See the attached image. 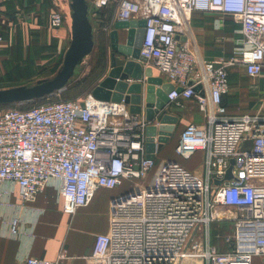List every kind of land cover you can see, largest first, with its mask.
I'll return each mask as SVG.
<instances>
[{
  "label": "built area",
  "instance_id": "1",
  "mask_svg": "<svg viewBox=\"0 0 264 264\" xmlns=\"http://www.w3.org/2000/svg\"><path fill=\"white\" fill-rule=\"evenodd\" d=\"M6 1L0 0V43ZM55 5L49 17L53 30L66 21L64 7ZM96 6L113 7L107 30L115 22L145 20L141 55L174 85L168 112L186 98L204 115V123L183 127L175 146L183 160L202 152L200 170L173 161L156 167L159 149L154 158L147 156V128L160 122L147 119L144 102L133 113L124 100H99L91 91L55 98L58 91L25 108L0 105V182L15 186L24 204L55 184L64 212L73 215L99 189L130 181L132 187L110 201L108 232L95 236L91 255L104 264H264V100L257 113L237 116L223 105L234 64L250 77L264 71V0H96ZM198 11L239 18L242 40L234 55L207 59L191 47ZM232 159L233 178L225 179ZM221 221L231 224L217 235L225 250L212 233ZM10 230L21 235L19 218ZM67 256L63 249L54 260L26 256L24 263L60 264Z\"/></svg>",
  "mask_w": 264,
  "mask_h": 264
},
{
  "label": "crops",
  "instance_id": "2",
  "mask_svg": "<svg viewBox=\"0 0 264 264\" xmlns=\"http://www.w3.org/2000/svg\"><path fill=\"white\" fill-rule=\"evenodd\" d=\"M62 1L64 0L6 1L5 14L8 21L5 25V40L0 43V77L3 63L23 65L25 62L30 64H35V61L44 62L56 58L69 47L72 18L66 15L65 23L57 30L49 26L50 14L56 8L55 2ZM86 1L89 4V18L93 12L98 25H107L113 19V7L100 10L96 6V0ZM90 8L94 11L91 12ZM71 14L72 12L69 15ZM116 23L108 31V36L105 35L106 38L111 40L110 33L116 28ZM190 30L191 47L207 59L231 56L242 40L239 18L221 12H195ZM119 33L121 41H124L127 30L119 29ZM143 67L152 66L146 62L143 63ZM152 70L154 76L162 77L157 69L152 67ZM107 73L97 77L86 93L99 84ZM83 95H75L73 98ZM263 100L264 71L257 77H250L244 66L242 70L238 67L230 68V88L223 96V105L230 115L257 113ZM169 111L179 116L175 131H180L190 122L204 123V116L194 99H182L181 105H173ZM195 155L198 159L203 158L202 152ZM179 160L182 163L186 161L182 158ZM127 183L128 181L124 180L123 184L114 189H99L105 195L103 208L99 209L102 212L95 210L96 193L90 204L70 215L63 210V198L55 184L47 185L33 202L24 204L15 186L8 182H0V264H25L26 256L54 260L63 249L67 251L68 256L60 264H104L91 255L95 236L108 232L110 201L131 188L132 183L129 188L126 186ZM14 218L21 221L22 233L19 237H14L10 230V222ZM218 241L220 249L228 248L227 244ZM182 264L203 263L187 260Z\"/></svg>",
  "mask_w": 264,
  "mask_h": 264
},
{
  "label": "water",
  "instance_id": "3",
  "mask_svg": "<svg viewBox=\"0 0 264 264\" xmlns=\"http://www.w3.org/2000/svg\"><path fill=\"white\" fill-rule=\"evenodd\" d=\"M72 9V37L64 56L60 71L49 80L27 88L0 89V105L34 103L64 90L73 80L75 69L84 57L94 48V28L89 18V4L86 0H70ZM145 20L119 21L111 31V65L107 75L92 90V95L104 101L121 102L130 105L133 113L141 111L144 102L146 117L149 121L157 118L159 126L150 124L147 128V156L155 157V151L161 149L173 136L179 122V116L168 112V93L174 85L160 76H154L152 67L144 68L148 60L141 55ZM119 29H126L124 41H121ZM129 78L137 80L130 83ZM194 80H190V84ZM200 89V85L196 86ZM179 90H182L179 88ZM157 141L155 136H157ZM234 159L228 168L225 179L233 178ZM221 180H216L220 183Z\"/></svg>",
  "mask_w": 264,
  "mask_h": 264
},
{
  "label": "rangeland",
  "instance_id": "4",
  "mask_svg": "<svg viewBox=\"0 0 264 264\" xmlns=\"http://www.w3.org/2000/svg\"><path fill=\"white\" fill-rule=\"evenodd\" d=\"M70 2H71L70 0H64L62 2H59V4H61L64 7V11L66 15L71 19V15H69L72 12ZM92 10L93 8L90 11L92 12ZM92 13H90V18H91L90 20L94 28V40H95L94 48L92 52L87 56H85L83 61L80 64H78V66L76 67L73 77L74 81L69 86L67 85V87L64 90H62L59 93V95H56L55 98H70L75 95H83L84 93H86V91H88V89L91 88L90 85L95 81V79L97 77H101L105 75L108 69L110 68L111 54L113 50L111 46V40L108 37L107 38L105 37V35L108 36L107 33L109 30L106 29L105 24L98 25ZM67 49H65L59 56H56V58H52L44 62L35 61V64H30L27 62H25L23 65L18 63L13 64L12 62L11 64H9V62L7 64L3 63L1 77H0V89L27 88V87H32L41 81L52 79L62 68L64 63V56ZM234 53L232 55H234ZM233 67L236 68L238 67L242 70L243 65L236 63L233 65ZM16 105L25 108L26 106H31L32 103H17ZM181 130L182 129H180V131ZM180 131L176 130L174 132L172 139L169 142H167L164 147L159 149L160 151L157 156L156 167L160 163L173 161L178 163L179 165L184 164L183 166L186 169L199 171L201 168L202 158L198 159L197 158L198 154L194 155L192 158L182 163L179 160L180 158L175 153V146L177 144ZM153 170L155 169L153 168L152 172ZM148 177L151 178L150 175ZM148 177L141 181L142 182L147 181L149 179ZM129 185H131L130 181H128L126 186L129 188ZM96 193H97V198H96L97 205L95 207V210L96 212H102V210L99 209L103 208L105 202V195L104 192H101L100 190L97 191ZM230 227L231 224L229 222H225V221L217 222L213 224L212 233L214 236L218 235L219 233H225ZM213 240L214 243L218 245V247H219V243H217L218 240L222 241L224 244V239L218 236Z\"/></svg>",
  "mask_w": 264,
  "mask_h": 264
},
{
  "label": "trees",
  "instance_id": "5",
  "mask_svg": "<svg viewBox=\"0 0 264 264\" xmlns=\"http://www.w3.org/2000/svg\"><path fill=\"white\" fill-rule=\"evenodd\" d=\"M74 81V79L68 84V86ZM73 97H70V98H65V99H71ZM26 107H29V106H26Z\"/></svg>",
  "mask_w": 264,
  "mask_h": 264
}]
</instances>
